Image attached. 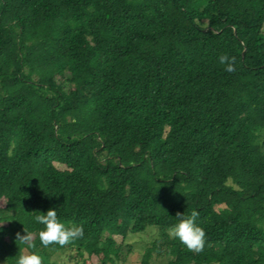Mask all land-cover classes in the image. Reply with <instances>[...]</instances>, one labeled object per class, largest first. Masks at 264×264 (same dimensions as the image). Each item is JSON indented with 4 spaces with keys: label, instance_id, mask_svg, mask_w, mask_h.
I'll list each match as a JSON object with an SVG mask.
<instances>
[{
    "label": "trees",
    "instance_id": "16d2710c",
    "mask_svg": "<svg viewBox=\"0 0 264 264\" xmlns=\"http://www.w3.org/2000/svg\"><path fill=\"white\" fill-rule=\"evenodd\" d=\"M263 132L264 0H0L6 264L115 262L149 228L140 264H264ZM50 208L83 237L44 248L34 216ZM194 209L200 253L169 235Z\"/></svg>",
    "mask_w": 264,
    "mask_h": 264
},
{
    "label": "clouds",
    "instance_id": "9594fccd",
    "mask_svg": "<svg viewBox=\"0 0 264 264\" xmlns=\"http://www.w3.org/2000/svg\"><path fill=\"white\" fill-rule=\"evenodd\" d=\"M237 57L229 55H221L219 62L225 66V70L228 72H234L236 70L235 64ZM13 153L8 152V156L11 157ZM177 224H175L169 231V235L177 239L183 246H185L190 252L200 253L204 250L207 234L205 229L197 223L199 212L195 209L191 211L190 215L185 216L184 213H177ZM34 221L43 225V228L39 230V240L44 248H49L52 245H59L61 248L68 246L72 242L80 239L84 235L83 225L80 226H67L60 221L55 208H50L46 213L38 214L34 216ZM3 223H0L2 225ZM24 235L17 233V241L21 244L27 245L29 248H35L34 238L24 228ZM115 264H120L115 257H112ZM16 264H45L43 256L37 252L21 253L19 255Z\"/></svg>",
    "mask_w": 264,
    "mask_h": 264
},
{
    "label": "rangeland",
    "instance_id": "374dc122",
    "mask_svg": "<svg viewBox=\"0 0 264 264\" xmlns=\"http://www.w3.org/2000/svg\"><path fill=\"white\" fill-rule=\"evenodd\" d=\"M261 139H264V132L260 135ZM150 230L144 233H133L130 234L126 239L125 242L118 240L122 245V250L120 252L119 259H116L120 262V264H140L142 259V255L145 249L150 244L151 240L155 236L156 229L149 228ZM131 246V249H127L128 246ZM70 251H60L53 253L49 256L50 260H55L57 263L60 264H75L76 261H82V258L85 259L86 264H103L102 263V256L97 255H86L83 257H78V253ZM28 252L25 251V254ZM79 259V260H78ZM169 257H161L156 254L153 255L151 260V264H168ZM0 264H6L4 260L0 258ZM105 264H115V262H106Z\"/></svg>",
    "mask_w": 264,
    "mask_h": 264
}]
</instances>
